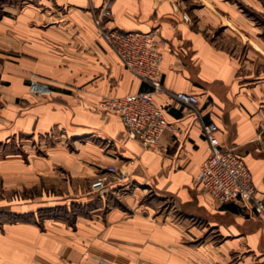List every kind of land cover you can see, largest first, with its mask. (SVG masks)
Instances as JSON below:
<instances>
[{"label": "crops", "instance_id": "obj_1", "mask_svg": "<svg viewBox=\"0 0 264 264\" xmlns=\"http://www.w3.org/2000/svg\"><path fill=\"white\" fill-rule=\"evenodd\" d=\"M106 1L0 0L2 169H24L35 179L37 168L58 161L75 177L110 174L107 189L89 196L13 203L15 219L0 221V264H97L82 257V242L63 244L73 224L108 249L113 264H148L149 233L156 264H264L260 220L240 204L217 203L196 182L210 153L203 125L214 121L221 146L244 158L264 198V0H110L107 26L156 30L165 40L164 89L155 99L177 129L153 148L129 137L119 115L98 107L104 96L151 88L99 33L93 17ZM170 91L196 93L199 112ZM14 136L43 137L48 155L27 163L15 150L4 157ZM54 136L59 141L48 145ZM73 200L89 210L66 206ZM53 208L65 215L46 213Z\"/></svg>", "mask_w": 264, "mask_h": 264}, {"label": "built area", "instance_id": "obj_2", "mask_svg": "<svg viewBox=\"0 0 264 264\" xmlns=\"http://www.w3.org/2000/svg\"><path fill=\"white\" fill-rule=\"evenodd\" d=\"M112 16L111 1L107 0L93 20L99 33L117 53L123 64L136 76L151 85L142 90L124 95L104 96L98 101V107L105 112H112L122 119L127 135L141 142L146 148L159 145L167 130H176L177 125L170 122L164 109L156 102L155 93L163 91L161 38L156 30H122L106 25V19ZM183 18L189 20L184 12ZM0 61V72L3 69ZM171 98L194 113L199 112V97L196 93L170 91ZM219 127L214 121L203 125L210 153L202 162L196 176V182L219 204L234 202L248 208L261 222L264 232V198L258 194L252 173L244 158L230 148H223L217 135ZM109 172H117L115 166ZM109 180L102 174L94 181L93 191L107 187Z\"/></svg>", "mask_w": 264, "mask_h": 264}, {"label": "rangeland", "instance_id": "obj_3", "mask_svg": "<svg viewBox=\"0 0 264 264\" xmlns=\"http://www.w3.org/2000/svg\"><path fill=\"white\" fill-rule=\"evenodd\" d=\"M1 61V60H0ZM53 90V88H52ZM52 92V91H51ZM54 132L59 131L58 128H53ZM60 137H48L46 139V143L48 145H54L59 141ZM38 142V143H37ZM45 143L43 141V137H37L36 139L33 137H26L23 136L22 138H17L14 136L11 141L5 143V147L3 148V155L4 157L7 156L8 153L12 154L13 150L16 152H20V155L23 158V163L31 162V159L38 158L42 156L48 155L46 153L45 148L41 147L40 143ZM36 143L35 147L33 144ZM25 145V147H23ZM31 151V152H30ZM2 153L0 152V163L2 162ZM54 161V163L47 165L46 168H37L36 173L34 175L35 179L28 178V175L23 173L24 169H11L6 168L2 169L0 165V221L3 220H13L15 219V215L11 211V205L13 203L17 204L20 202H32L33 200H43V198H53V199H60L61 196L66 198L76 197V195H86L89 194L94 190L93 184L94 181L97 180L99 176L102 174H106L107 180H110V174L108 172H103L102 174L96 175L91 177V175H87L83 178L75 177L70 174L68 170L64 167L60 169L59 165ZM42 171L45 173L42 174ZM40 174V175H38ZM33 180H36L35 184H31ZM30 184V185H29ZM108 187V185H107ZM107 187L104 189L106 190ZM87 204V201L84 202ZM66 206L74 208H78L79 211L83 213L87 208L90 206H82L81 202L67 201L65 202ZM89 210V209H87ZM63 212V216L65 215V211H61L59 208H53L52 211L46 212L47 214L52 215H60ZM147 213V211H145ZM75 214L70 213L68 216V221L74 222ZM164 222L173 221V218H164ZM90 222V221H89ZM76 225H72L71 232L63 234V244L67 242L68 244L76 242H82L84 244L82 257L85 260H94L97 264H113L109 262L107 256L105 255L108 249H103L102 246L95 247V244L92 242V235H87L85 233H79L78 228ZM172 235L175 237H179L180 241H188L187 235L180 233V234H171V233H164V237L171 239ZM98 237V236H97ZM155 234H148V249L145 252L148 253V264H156L155 256L157 250L151 248V243ZM202 238H196L195 243H200ZM192 240V239H191ZM135 241H133L134 243ZM138 242V241H136ZM70 244L69 246H71ZM144 251V250H143ZM170 251V250H169ZM166 252V249L164 250ZM102 255H100V254ZM138 253V252H137ZM167 253V252H166ZM63 258L68 259L67 255H64ZM70 258V257H69ZM106 258V259H105ZM141 255L138 253L135 255L134 263H139ZM154 259V260H152ZM119 264V263H117Z\"/></svg>", "mask_w": 264, "mask_h": 264}]
</instances>
